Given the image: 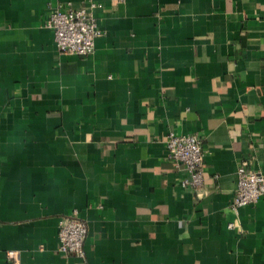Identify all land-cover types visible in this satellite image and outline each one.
<instances>
[{
  "label": "crops",
  "instance_id": "crops-1",
  "mask_svg": "<svg viewBox=\"0 0 264 264\" xmlns=\"http://www.w3.org/2000/svg\"><path fill=\"white\" fill-rule=\"evenodd\" d=\"M90 1L94 52L60 53L50 10ZM170 132L201 137V187ZM245 158L264 174V0H0V264H264ZM75 209L84 256L58 250Z\"/></svg>",
  "mask_w": 264,
  "mask_h": 264
},
{
  "label": "built area",
  "instance_id": "built-area-1",
  "mask_svg": "<svg viewBox=\"0 0 264 264\" xmlns=\"http://www.w3.org/2000/svg\"><path fill=\"white\" fill-rule=\"evenodd\" d=\"M95 6L94 1L81 6L62 3L50 10L46 25L53 30L60 53L89 55L94 52L96 39L102 34L93 14ZM165 142L167 157L188 174L184 184L201 187L204 183L205 158L201 137L198 134L170 132ZM237 175V186L231 205L234 212H238L242 206L257 204L264 196V174L253 166L250 159L245 158L240 162ZM229 226L234 227L235 223L232 222ZM87 233V223L77 209L61 217L58 250L63 254L84 256ZM7 254L9 258H16L13 250H9Z\"/></svg>",
  "mask_w": 264,
  "mask_h": 264
}]
</instances>
